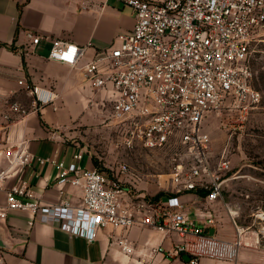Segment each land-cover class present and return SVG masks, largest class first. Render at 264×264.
<instances>
[{"label":"built area","instance_id":"2783aa9c","mask_svg":"<svg viewBox=\"0 0 264 264\" xmlns=\"http://www.w3.org/2000/svg\"><path fill=\"white\" fill-rule=\"evenodd\" d=\"M135 14L132 30L121 33L108 47L82 62L90 44L77 45L54 39L48 57L80 68L95 87L106 93L112 103L110 117L122 133L128 147L143 145L161 148L178 137L194 149L192 164L181 163L172 171L174 193L154 199L129 193L123 185L131 172L128 163H120L113 175L81 164L84 151L72 160H52L58 168V183H70L82 190V202L73 205L64 199L46 204L39 200L25 181H9L31 166L36 158L27 140L7 142L0 135V221L13 211L29 213L34 221L59 226L72 236L93 241L100 227L129 228L141 223L165 235L176 236L170 249L158 246L150 256L162 252L166 257L200 264L203 258L237 264L246 242V228L239 225L228 208L236 236L224 239L210 234L218 217L207 216L206 225L192 219L179 197L183 192H203L208 202L224 197L233 170L226 152L211 163V137L203 129L205 117L212 111H238L244 117L260 103L262 94L252 82L248 55L253 42L264 34V0H122ZM33 43L41 36L30 33ZM33 106L53 104L58 94L51 88L28 84ZM18 102L2 115L8 125L14 115L26 114ZM264 222V207L256 214ZM122 251L133 254L127 239L119 240ZM146 255L141 256L143 260ZM0 264H7L0 247ZM252 264H264L252 263Z\"/></svg>","mask_w":264,"mask_h":264},{"label":"crops","instance_id":"0c3cea01","mask_svg":"<svg viewBox=\"0 0 264 264\" xmlns=\"http://www.w3.org/2000/svg\"><path fill=\"white\" fill-rule=\"evenodd\" d=\"M134 24V11L122 0H0V135L10 143L27 140L34 157L46 159L44 163L35 159L9 184L27 182L46 204L64 199L75 206L81 204L82 190L70 183L59 184L58 168L52 160L69 163L73 154L82 150L85 155L81 164L95 168L98 157L84 142L92 129L103 123L109 126L112 103L105 101V91L95 87L80 68L48 55L58 38L80 46L90 44L82 62L88 61L117 35L132 30ZM30 33L41 36L39 43H33ZM21 80L53 89L58 94L55 102L34 107L33 95ZM13 102L20 103L27 113L14 115L6 125L2 115ZM170 195L177 194L162 198ZM178 195L197 223L206 225L207 216L214 211L218 220L209 228H215L221 238L235 237L232 223L229 228L221 224L228 211L224 197L210 203L203 192ZM5 201L6 195L0 191V202ZM31 219L29 213L13 211L0 221V235L12 246L4 248L7 264H159L169 258L162 252L150 256L152 249H170L176 238L138 223L129 228L100 227L90 241L54 224H31ZM124 239L132 243L133 254L122 251L119 240ZM207 261L216 263L203 258L200 264ZM175 262L186 264L183 259Z\"/></svg>","mask_w":264,"mask_h":264},{"label":"rangeland","instance_id":"374dc122","mask_svg":"<svg viewBox=\"0 0 264 264\" xmlns=\"http://www.w3.org/2000/svg\"><path fill=\"white\" fill-rule=\"evenodd\" d=\"M117 38L118 35L114 40ZM248 59L253 85L262 94L260 103L252 106L244 117L238 111L223 109L210 112L203 121V129L211 137V163L218 162L226 152L233 166L229 175H236L227 181L224 202L226 208L236 212L233 215L238 224L246 228V241L251 243L243 244L238 264L264 262V222L256 215L264 207V34L252 43ZM111 120L109 117V126L103 123L92 129L84 142L97 155V167L113 175L120 163H128L131 172L125 176L123 185L129 193L147 197L160 192L172 194L175 190L172 171L179 163L188 168L193 162L194 149L178 137H172L161 148L141 144L128 147ZM231 216L229 210L225 211L221 221L223 228L231 227ZM232 232L236 236L234 229ZM168 260L159 264H176L174 257Z\"/></svg>","mask_w":264,"mask_h":264},{"label":"water","instance_id":"95a60500","mask_svg":"<svg viewBox=\"0 0 264 264\" xmlns=\"http://www.w3.org/2000/svg\"><path fill=\"white\" fill-rule=\"evenodd\" d=\"M210 234L213 235L215 234V228H211L210 229ZM0 247H3V248H11V243L6 240L2 235H0ZM182 258L189 262L191 260V255L190 254H183L182 255Z\"/></svg>","mask_w":264,"mask_h":264},{"label":"trees","instance_id":"16d2710c","mask_svg":"<svg viewBox=\"0 0 264 264\" xmlns=\"http://www.w3.org/2000/svg\"><path fill=\"white\" fill-rule=\"evenodd\" d=\"M98 163H99V162H98V160L96 159V160H95L96 167L99 165ZM97 168H98V167H97ZM99 169L101 170V168H99ZM165 195H168V194H165V193L160 192V193L154 195L152 198H154V199H160V198L164 197Z\"/></svg>","mask_w":264,"mask_h":264},{"label":"bare ground","instance_id":"6f19581e","mask_svg":"<svg viewBox=\"0 0 264 264\" xmlns=\"http://www.w3.org/2000/svg\"><path fill=\"white\" fill-rule=\"evenodd\" d=\"M232 213H233V212H232ZM245 245H247V246H248V245H250V243H248V241H246V242H245Z\"/></svg>","mask_w":264,"mask_h":264}]
</instances>
